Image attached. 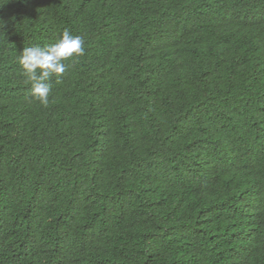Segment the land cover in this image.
Returning <instances> with one entry per match:
<instances>
[{
  "label": "trees",
  "instance_id": "16d2710c",
  "mask_svg": "<svg viewBox=\"0 0 264 264\" xmlns=\"http://www.w3.org/2000/svg\"><path fill=\"white\" fill-rule=\"evenodd\" d=\"M0 264H264V0H0Z\"/></svg>",
  "mask_w": 264,
  "mask_h": 264
},
{
  "label": "clouds",
  "instance_id": "9594fccd",
  "mask_svg": "<svg viewBox=\"0 0 264 264\" xmlns=\"http://www.w3.org/2000/svg\"><path fill=\"white\" fill-rule=\"evenodd\" d=\"M85 53L84 38L81 35L71 34L69 30H64L54 43L47 46L24 47L17 57V62L26 77L25 83L30 84L32 98L47 107L52 90V79L56 78L59 82L68 70L69 65L66 62H74ZM60 259L66 261L65 257Z\"/></svg>",
  "mask_w": 264,
  "mask_h": 264
}]
</instances>
